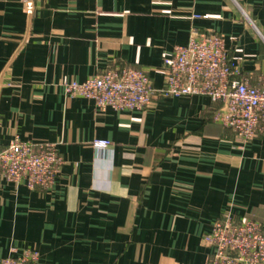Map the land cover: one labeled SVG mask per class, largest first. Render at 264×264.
<instances>
[{"label": "crops", "instance_id": "1", "mask_svg": "<svg viewBox=\"0 0 264 264\" xmlns=\"http://www.w3.org/2000/svg\"><path fill=\"white\" fill-rule=\"evenodd\" d=\"M194 30L224 36L261 84L264 0H0V150L16 137L51 143L65 162L48 192L0 176L1 258L207 264L223 215L264 226V137L244 143L213 122L209 98L101 113L62 85L126 66L160 88L165 60Z\"/></svg>", "mask_w": 264, "mask_h": 264}, {"label": "built area", "instance_id": "2", "mask_svg": "<svg viewBox=\"0 0 264 264\" xmlns=\"http://www.w3.org/2000/svg\"><path fill=\"white\" fill-rule=\"evenodd\" d=\"M35 5L26 2L33 15ZM259 86L229 57L224 36L192 31L185 46L174 48L164 62V82L156 88L146 70L114 67L84 82L64 80L71 98L92 100L99 112H145L158 100L203 96L216 107L213 122L244 143L264 137V75ZM106 149L110 142L97 141ZM65 164L57 145L22 141L16 137L0 150V176L31 191H51ZM211 248L207 264H264V226L253 219L225 214L206 237ZM0 264H39L38 253L26 250L19 257L1 258Z\"/></svg>", "mask_w": 264, "mask_h": 264}]
</instances>
